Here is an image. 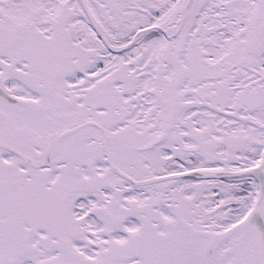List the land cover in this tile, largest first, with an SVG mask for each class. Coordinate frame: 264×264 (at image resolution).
Segmentation results:
<instances>
[{"label": "flooded vegetation", "instance_id": "obj_1", "mask_svg": "<svg viewBox=\"0 0 264 264\" xmlns=\"http://www.w3.org/2000/svg\"><path fill=\"white\" fill-rule=\"evenodd\" d=\"M263 149L264 0H0V198L56 189L76 217L113 209L108 225L88 217L99 238L63 217L64 258L44 227L6 254L0 228V264H181L185 228L242 221L256 179L137 183L244 171Z\"/></svg>", "mask_w": 264, "mask_h": 264}, {"label": "water", "instance_id": "obj_2", "mask_svg": "<svg viewBox=\"0 0 264 264\" xmlns=\"http://www.w3.org/2000/svg\"><path fill=\"white\" fill-rule=\"evenodd\" d=\"M109 165L112 170L118 171L111 160H109ZM69 170L70 168H68V171ZM68 171L66 174H69ZM241 176H252L258 183V190L253 207L242 221L226 229L222 227H186L185 238H182L185 240V249L180 256L182 257L181 264H264V149L258 163L244 171L233 173L189 171L137 183L145 185L168 178L182 180L199 178H236ZM67 177L70 178V175H67ZM103 181L104 179L95 176H93L90 181L81 178L77 181L75 176H71V180L67 179V182L74 184L76 182L78 186L83 184L87 185L88 183L100 184ZM69 183H67V186ZM60 192L61 190L53 189L52 194L48 190L44 193L37 189H31L26 191L25 194H18L11 199L3 200L0 198V213L4 210L7 212L6 214L8 216L7 225L0 222V228L3 231L2 234H6L4 238H6L8 234L10 235V248H8L6 254L19 256L27 251H31V247L26 244V238L31 236L32 229L35 231V228L44 227L49 238H58V241L54 244L43 241V245L51 249L59 247L62 250V257L64 258L66 256L65 243L72 235V232L70 227L66 224L67 202L65 201L62 207L59 205ZM112 197L113 194L111 195V198ZM104 213L111 223L113 209L112 211ZM115 214L118 216L119 208H116ZM63 217L66 222H64ZM1 219L0 216V220ZM8 223L11 225L10 228ZM26 223L30 225V228L26 229ZM108 224L109 223H105V225ZM250 229H254L255 238H251L252 236H250V238H232ZM199 232L213 233L206 234L208 238H196L194 235ZM179 234H182V232H179ZM138 239L139 238L131 240L130 245L125 249L136 247V244L139 243ZM177 239L178 238H173L172 240L175 242ZM145 240L150 242V239ZM105 244L107 247V241ZM99 261L101 262V258H99Z\"/></svg>", "mask_w": 264, "mask_h": 264}, {"label": "rangeland", "instance_id": "obj_3", "mask_svg": "<svg viewBox=\"0 0 264 264\" xmlns=\"http://www.w3.org/2000/svg\"><path fill=\"white\" fill-rule=\"evenodd\" d=\"M74 196H75V194H70L67 196V200H66L68 224L70 226L74 227L78 231V234H80L79 236H91L92 238H99L96 236L95 233H91L93 227L89 226L90 223L88 222L89 221L88 217L91 213H93V215L95 216L94 218L103 221V223H110V221L108 220V218L104 212L112 211V208L110 206L106 205V206H104L105 210H100L98 208H95L94 211L85 210L84 212L81 211V212H83L81 214V216L79 215V217H76L75 213H74V211H75V209H74L75 208L74 207V203H75ZM100 197H102V195ZM76 211H78V210H76ZM104 231H105V229H104ZM99 242H101V244H102V249H107L106 244H105L106 240H101ZM73 248L75 249L74 246H73ZM46 255L47 256L45 257V259L50 258L51 256L56 255V254H53V255L46 254ZM98 261H99V259H98Z\"/></svg>", "mask_w": 264, "mask_h": 264}, {"label": "bare ground", "instance_id": "obj_4", "mask_svg": "<svg viewBox=\"0 0 264 264\" xmlns=\"http://www.w3.org/2000/svg\"><path fill=\"white\" fill-rule=\"evenodd\" d=\"M70 229H71V228H70ZM71 232H72V234L74 233L72 229H71ZM23 254H24V253H23Z\"/></svg>", "mask_w": 264, "mask_h": 264}]
</instances>
